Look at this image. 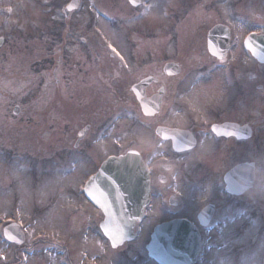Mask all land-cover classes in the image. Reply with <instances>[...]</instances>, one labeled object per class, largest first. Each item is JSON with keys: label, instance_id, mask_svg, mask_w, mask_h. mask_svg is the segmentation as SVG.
Returning a JSON list of instances; mask_svg holds the SVG:
<instances>
[{"label": "rangeland", "instance_id": "rangeland-1", "mask_svg": "<svg viewBox=\"0 0 264 264\" xmlns=\"http://www.w3.org/2000/svg\"><path fill=\"white\" fill-rule=\"evenodd\" d=\"M256 1L140 0L131 7L126 0H79L64 16L68 0H0V220H19L22 244L34 245L27 253L8 247V263L153 264L144 258V248L153 224L164 217L160 208L148 210L134 240L111 249L97 230L101 216L83 205L79 192L82 178L105 155L145 147L143 126L112 93L118 78L112 58L126 60L134 53L143 59L154 45L167 59L194 69L204 59L207 28L224 22L239 38L247 27L238 16L247 8L258 12ZM259 12L253 21L264 23V11ZM239 50L229 52L231 71L246 79V88L235 87L238 78L231 83L229 116L245 120L255 133L243 144L231 143L220 152V162L214 158L211 164L225 170L253 160L255 184L231 199V222L221 228L218 246L206 247L211 259L202 264H264V91L254 85H264V66L252 65ZM249 72L259 82L249 81ZM120 78L118 83L126 81V75ZM84 125L89 126L85 142L74 149L72 141ZM163 148L155 146V161L165 160ZM239 207L246 210L233 216ZM42 239L52 241L46 249Z\"/></svg>", "mask_w": 264, "mask_h": 264}, {"label": "flooded vegetation", "instance_id": "flooded-vegetation-1", "mask_svg": "<svg viewBox=\"0 0 264 264\" xmlns=\"http://www.w3.org/2000/svg\"><path fill=\"white\" fill-rule=\"evenodd\" d=\"M254 5L258 12H250V9L247 8L250 5L246 4L247 10L244 11V16H242L243 9H240L242 14L238 16L239 23L247 28L239 38H235L229 24L220 21L212 24L221 23L228 27L226 34L223 35L227 42V47L221 62L209 54L206 47V33L212 25L205 31L203 43H201L203 45L201 52L204 59L201 60L200 66L198 65L194 69H192L193 67L185 68V65L178 59H167L163 49L159 47L156 50L154 45L151 46V49L149 47L146 50V58L143 59L138 58L134 53H131L126 60H123V55L121 58H112L115 61V67L113 66L112 72L116 73L118 77L117 80L114 79L116 90L112 93L117 99L123 100L122 104L130 106L128 109L130 116H133V122L137 126H143L145 131V147L143 150L136 148L148 170L149 203L145 208V217L149 209L157 206L160 208L158 209L159 213L164 216L158 222L181 219L194 226L199 235V249L194 264H200L199 256L209 254L205 250L208 242L213 243L214 247L218 246L219 243L216 240L219 237L218 234L221 228L227 227L231 222V199L241 197L247 192L246 190L238 196L225 192L223 177L230 166L225 170H221L219 166L217 170V164L213 167L211 163L215 162L214 158H217L216 161L219 163L222 159L220 152L223 149L226 152L227 147L231 143L243 144L251 139L255 133L254 127L245 120H235L229 116V104L232 93L231 83L236 82L237 78H240L230 73L229 52L234 49H240L241 52L246 53L252 65L257 68L264 66V63L258 62L252 57L244 46V41L248 34H264V23H260L259 20L253 21V17L259 18L261 16L259 11H264V4L259 3V0H257ZM196 40L194 43L200 41L198 37ZM110 56L112 57L113 55ZM168 61L178 65L177 74H167L164 63ZM217 71L220 72L215 74ZM124 73L126 81L118 83L119 79L121 80L120 76H125ZM232 78L233 81H231ZM247 79L259 82L256 73L249 72ZM142 80H145L146 84L143 87L138 86L137 92L141 94L142 99L147 101L149 109L152 108V103L158 102V107L152 115L144 116L141 113L136 99V91L133 89L134 85ZM238 83L240 86L235 87L245 92L246 79L241 77ZM254 85L257 92L264 91V85ZM157 117L158 120L153 121ZM229 122H235L239 125L248 124L251 129L250 138L240 139L235 135L227 134L224 130L217 129L218 126L216 125ZM159 126L168 129L185 130L190 134H183V138L181 135L160 137L156 133V128ZM133 127L129 126V128ZM85 135L78 141L76 139L72 141L74 149H77L78 146L85 142ZM191 142L193 145L187 147ZM157 144L164 147L163 155L166 157L164 161H155V146ZM173 145H178L181 149L178 150ZM225 145L226 148H224ZM126 147H124L125 149L122 148V152L128 149ZM81 156L84 158L83 154ZM84 160L88 162L85 158ZM175 160H179L180 164H177ZM244 161L241 160L240 162ZM250 161L254 163L253 160ZM97 166L98 164L85 176L88 177L92 174ZM255 168L254 164V174ZM254 182L255 175L252 186L255 184ZM79 191L81 192V187ZM83 205L91 207L101 216L99 211L88 204L84 198ZM234 215H236V212ZM12 221L20 222L5 216L0 222V229ZM215 227L219 228L218 232L213 229ZM20 228L23 229L21 224ZM81 232L84 231L81 230ZM221 237L223 236L221 235ZM42 241L44 242L41 243V249H46L52 242L49 239H42ZM33 246V244L24 246L23 244L9 243L0 234V264L14 263H8V247L14 248V252L27 253L34 249Z\"/></svg>", "mask_w": 264, "mask_h": 264}, {"label": "water", "instance_id": "water-1", "mask_svg": "<svg viewBox=\"0 0 264 264\" xmlns=\"http://www.w3.org/2000/svg\"><path fill=\"white\" fill-rule=\"evenodd\" d=\"M135 6L139 0H128ZM78 6V0H70L62 12L67 15L69 11ZM227 28L215 25L207 32V50L218 59L225 54L226 40L223 35ZM2 38L0 37V45ZM251 54L260 62H264V35L250 34L246 39ZM168 73H176L173 63H166ZM139 99V96H138ZM158 102L152 103L149 109L147 101H140L142 112L153 113ZM13 113L18 112L14 106ZM235 123H224L217 128L227 134H238L244 131L243 137L250 135L249 128L237 127ZM87 126L77 132L80 139ZM156 132L176 134L181 131L157 128ZM226 189L230 193L239 194L251 186L253 180L252 163H240L224 175ZM83 193L90 203L98 208L103 215L99 228L107 238L111 247H116L124 241L134 237L133 225L143 217V209L148 201V183L146 169L139 154L128 150L118 156H109L103 160L97 171L89 177L83 187ZM4 237L14 243L23 241L22 232L15 224H9L3 229ZM198 247V234L196 230L185 221H171L156 225L145 248L147 255L159 264H192Z\"/></svg>", "mask_w": 264, "mask_h": 264}, {"label": "snow or ice", "instance_id": "snow-or-ice-1", "mask_svg": "<svg viewBox=\"0 0 264 264\" xmlns=\"http://www.w3.org/2000/svg\"><path fill=\"white\" fill-rule=\"evenodd\" d=\"M8 11L10 12V11H11V9H8Z\"/></svg>", "mask_w": 264, "mask_h": 264}]
</instances>
